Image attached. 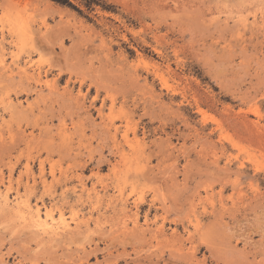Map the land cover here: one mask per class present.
<instances>
[{"label":"rangeland","instance_id":"obj_1","mask_svg":"<svg viewBox=\"0 0 264 264\" xmlns=\"http://www.w3.org/2000/svg\"><path fill=\"white\" fill-rule=\"evenodd\" d=\"M69 3L0 0V264H264V0Z\"/></svg>","mask_w":264,"mask_h":264},{"label":"bare ground","instance_id":"obj_2","mask_svg":"<svg viewBox=\"0 0 264 264\" xmlns=\"http://www.w3.org/2000/svg\"><path fill=\"white\" fill-rule=\"evenodd\" d=\"M31 219L34 222L35 227L41 228L44 231H50L51 233L55 232L57 234L56 230L60 229V226L55 225V220L51 215L47 214L43 218V216L38 212L37 214L32 215ZM63 227L66 228L67 226H63Z\"/></svg>","mask_w":264,"mask_h":264},{"label":"trees","instance_id":"obj_3","mask_svg":"<svg viewBox=\"0 0 264 264\" xmlns=\"http://www.w3.org/2000/svg\"><path fill=\"white\" fill-rule=\"evenodd\" d=\"M54 1L62 3V4H67V3L70 4L69 0H54ZM88 6H91V4H88Z\"/></svg>","mask_w":264,"mask_h":264}]
</instances>
